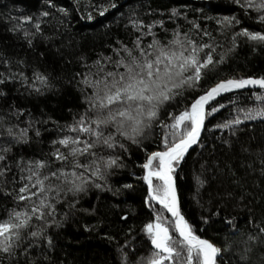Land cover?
<instances>
[{
  "label": "snow or ice",
  "instance_id": "6c2138e0",
  "mask_svg": "<svg viewBox=\"0 0 264 264\" xmlns=\"http://www.w3.org/2000/svg\"><path fill=\"white\" fill-rule=\"evenodd\" d=\"M46 3L55 11L7 18L8 30L29 49L35 48L37 40L63 44L64 20L56 13L67 17L68 9L58 8L54 0ZM75 3L77 11L85 9L87 20L95 19L93 11L104 17L123 6L116 0ZM229 3L239 13L209 16L189 4L166 12L149 8L143 16L131 10L125 25L131 29L128 42L117 39L108 45L111 55L100 52L91 64L86 54L76 57L85 71L76 72L65 83L75 85L82 108L69 109L70 122L61 125L51 117L35 118L15 102L0 108V193L13 202L0 219V264H57L52 230L77 213L101 217L98 225L109 215L118 216L123 242L107 236L116 242L117 264H264V193L258 198L250 190L264 187V135L260 140L254 135L242 138L248 122L264 123V91H253L264 90V75L222 73L241 44L253 52L264 51V0ZM193 11L200 15L190 18ZM148 16L157 18L148 21ZM246 20L255 27L244 26ZM210 23L216 25L215 35L208 30ZM63 46L70 47L71 42ZM0 68V100L8 99L9 85L19 84L16 91L23 89L21 94L28 97L61 90L59 80L31 67L26 58L0 51ZM225 94L232 98L220 103ZM181 101L187 103L177 112L175 106ZM244 101L253 103L249 106ZM222 109L230 110L228 118L207 127L206 121L215 119ZM24 114L28 118L21 121ZM49 121L58 133L50 141L51 150L44 158H17L13 149L30 144L33 136L39 141V125ZM157 128L162 131V150L148 151L145 142ZM214 130H228V135L215 137L219 143L213 141L207 157H200L191 194L202 208L207 205L206 215L200 217L203 225L216 220L222 224L224 235L208 239L198 234L204 229L198 230L182 211L176 174L194 145L207 147L202 133ZM131 146L144 152L139 165L143 175L137 179L146 185L142 205L151 214L136 235L134 225L120 227L133 215L130 207L128 211L119 204L100 207L99 196L96 205L79 207L90 192L111 193L115 198L135 188L132 183H111L118 170L127 167L125 156L131 157ZM237 209L246 213L243 225L232 214ZM138 237H142L141 245L136 243ZM143 243L148 247L141 252Z\"/></svg>",
  "mask_w": 264,
  "mask_h": 264
},
{
  "label": "trees",
  "instance_id": "16d2710c",
  "mask_svg": "<svg viewBox=\"0 0 264 264\" xmlns=\"http://www.w3.org/2000/svg\"><path fill=\"white\" fill-rule=\"evenodd\" d=\"M54 2L58 8H67L69 13L67 17H63L62 13H56L57 18H63L64 20V26L60 29L63 33V44L61 41H57L53 45L37 40L35 48L29 49L17 34L8 30L11 24L7 21V18L9 15H31L36 17L42 11H50L51 9H49L46 0H0V51L16 58H26L27 63L31 67L50 74L54 81L59 80L57 86L61 89L55 93L28 97L21 94L23 89H21V92L16 91L20 87L19 84L15 86L9 85L6 89L9 92V97L7 100H0V108H6L8 104L15 102L17 107L29 109L35 118L47 120L48 117H51L52 121H58L61 125L72 120V113L69 112V109L75 112L82 108L80 93L76 90L75 85H67L65 83L76 72L85 71L76 62V57L81 53L86 54L88 62L91 64L93 60L97 59V54L100 52H104L105 55H111L112 53L108 49V45L114 44L117 39L128 42L131 29L126 30L125 25L128 22L127 17L131 10H137L143 16L149 11V8L166 12L171 7L189 4L193 10L202 9L204 15L209 16L231 15L233 12L239 13V9L230 4L229 0H116L118 4L123 5L118 10H112L104 17L98 16L93 11L92 14L95 19L87 20L83 7L79 11L76 10L75 0H54ZM92 2L99 4L105 3L106 0H92ZM88 11L92 10L88 9ZM121 13H123V18H121ZM199 15V12L193 11L190 13V18ZM154 18L157 17H145L148 21ZM244 26L255 27L252 21L249 20L245 21ZM168 27H172V25L169 24ZM208 30L215 35L216 25L210 23ZM49 31V28L45 25V32L49 33ZM217 39L223 42L224 38L217 36ZM69 41L71 42L70 47L63 46L67 45ZM56 48H60L61 52L58 53ZM40 53H44V56L41 57ZM68 60H71L72 63H68ZM13 70L16 69L14 68ZM0 71H3V69L0 68ZM223 72L243 76L264 75V51L253 52L251 47L241 44L236 55L229 61L228 65L223 67ZM28 74H31V69H29ZM231 98V94H227L224 99L220 100V103H226ZM185 103L187 101L178 103L175 106V111L181 110ZM244 103L250 106L253 101H244ZM169 110L173 109L170 107ZM229 111V109H222L215 116V119L210 118L206 122L207 127L211 128L218 121L228 118ZM27 118V114H24L20 117V120L24 121ZM161 118L163 119L164 116L162 115ZM12 122L15 123L16 121L13 120ZM248 123H250V127L245 130L242 138L254 135L257 140H260L261 136L264 135V123L260 121ZM39 127L42 132L39 141L33 136L30 144L16 146L13 149L17 158L20 156L25 158H44V155L51 150L50 141L56 139L58 135L55 124L49 121L47 124H40ZM252 128L255 131H252ZM48 129H51V131H48ZM30 135L32 134L30 133ZM227 135L228 130L204 132L202 141L207 147L201 149L199 146H196L193 150L189 151L186 154L185 161L177 169L176 174L182 211L198 230L204 229L203 232L198 231V234L209 239H214L217 235L222 236L224 232L221 231L222 224L219 220L208 226L201 223L200 217L206 215L205 208L207 205H205V208H202L192 199L191 194L194 191L193 172L198 173L200 171V157H207V153L213 141H215V137H226ZM2 140L3 138L0 137V141ZM161 140L162 131L157 128L153 136L145 142L148 151L162 150L163 145L160 143ZM215 142L219 143L218 141ZM130 151L131 157L125 156L127 167L118 170V174L112 177L111 183L116 186L132 183L135 185V188L115 198L112 197L111 193L90 192L81 199L79 207L90 208L96 205L98 203L97 196L100 197V207L119 204L124 211H128L130 207L133 215L129 218L127 224L120 225V227L126 229L129 225H134L136 232L133 235H136L142 225L151 218V214L150 210L142 205V199L146 195V185L137 179V177L143 175L139 165L144 162V152L136 149L135 146H131ZM250 190L258 198L264 193V187ZM11 207H13L12 200L10 198L6 199L4 194L0 193V219L4 218L5 209ZM157 207L159 206L157 205ZM117 212L119 213V210ZM232 214L237 216L240 225L245 223L246 213L243 209H237ZM165 215L170 218L168 213H165ZM100 219L101 217L98 216L77 213L75 216L69 217L60 228L52 230L56 245L52 255L57 264L59 262H62V264H117L116 242H110L107 236H116L117 241L123 242V232H119L118 234V216L109 215L103 218L102 224L98 225ZM216 242L219 243L218 240ZM136 243L141 245L142 237H138ZM147 247L148 245L143 243V246L139 250L143 252Z\"/></svg>",
  "mask_w": 264,
  "mask_h": 264
},
{
  "label": "water",
  "instance_id": "95a60500",
  "mask_svg": "<svg viewBox=\"0 0 264 264\" xmlns=\"http://www.w3.org/2000/svg\"><path fill=\"white\" fill-rule=\"evenodd\" d=\"M253 90H260V89H258V88H255V89H253ZM244 91H246V90H244ZM225 95H227V94H225ZM219 99V98H218ZM207 122V121H206ZM203 134L204 133H202V136H203ZM197 145H194L189 151H191V150H193L195 147H196ZM169 214V213H168ZM170 215V214H169ZM209 239V238H208Z\"/></svg>",
  "mask_w": 264,
  "mask_h": 264
}]
</instances>
